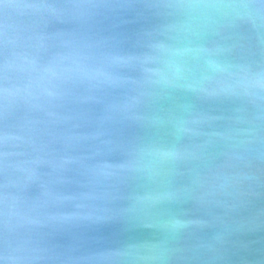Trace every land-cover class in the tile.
I'll return each mask as SVG.
<instances>
[{"label": "water", "instance_id": "95a60500", "mask_svg": "<svg viewBox=\"0 0 264 264\" xmlns=\"http://www.w3.org/2000/svg\"><path fill=\"white\" fill-rule=\"evenodd\" d=\"M0 264H264V0H0Z\"/></svg>", "mask_w": 264, "mask_h": 264}]
</instances>
